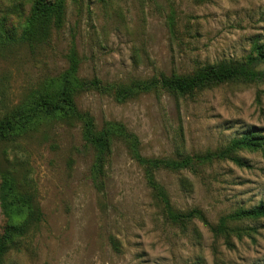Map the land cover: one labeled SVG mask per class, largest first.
<instances>
[{
    "label": "rangeland",
    "instance_id": "rangeland-1",
    "mask_svg": "<svg viewBox=\"0 0 264 264\" xmlns=\"http://www.w3.org/2000/svg\"><path fill=\"white\" fill-rule=\"evenodd\" d=\"M33 2L0 0V23L16 36L8 41L0 31V118L68 70L74 50L81 79L129 84L248 63L255 43L264 44V0H67L63 26L31 46L18 36ZM253 68L264 70V62ZM76 101L99 129L122 122L138 147L116 138L97 176L80 123L47 121L0 141V187L6 169L28 175L44 214L5 264H264V216L230 217L264 201V80L212 82L186 94L157 89L125 101L89 90ZM249 130L263 136L261 145L235 153L250 166L225 157L152 169L170 207L198 210L209 224L172 220L138 156H202ZM7 221L0 190V235Z\"/></svg>",
    "mask_w": 264,
    "mask_h": 264
},
{
    "label": "trees",
    "instance_id": "trees-1",
    "mask_svg": "<svg viewBox=\"0 0 264 264\" xmlns=\"http://www.w3.org/2000/svg\"><path fill=\"white\" fill-rule=\"evenodd\" d=\"M67 0H34L31 12L26 18L18 41L29 45L47 42L53 28H61L66 20ZM174 30V29H173ZM2 36L6 34L8 41L16 36L8 33L5 23H0ZM5 43V42H4ZM257 55L251 56L247 63L210 64L194 74H166L161 72L148 79H136L129 84H105L99 78L81 79L78 76L79 57L74 50L71 65L62 75L48 80L40 90L34 93L26 102L16 106L7 115L0 118V141H12L22 134L36 130L44 122L57 121L66 124L80 123L84 139L94 148L93 173L103 176L105 163L116 138L130 141L133 150L138 147V137L130 133L119 121H106L102 128H97L94 117L82 111L76 98L82 91L97 90L108 93L114 91L118 101H125L135 95L157 89H167L178 94L192 92L212 82H225L232 79L264 80V70H255L253 66L264 62V44L255 43ZM263 136L253 130L246 131L242 137L234 139L230 145L221 151L210 152L202 156L187 155L181 159L143 158L138 156L147 169V178L156 195L165 203L169 216L174 221L192 219L195 216L208 221L198 210L188 213L176 212L170 207L167 192L156 181L153 168L178 170L190 168L195 160H211L212 158H230L240 166L250 164L236 155L240 148L257 149L261 145L258 140ZM1 203L8 217L7 227L0 235V264H5L8 252L20 248L22 239L36 229L44 220L42 208L37 201V190L34 180L28 175L18 176L13 170L1 172ZM102 185V181L100 182ZM264 201L252 208H240L230 217L236 219L263 217ZM209 224V223H208ZM214 231L215 226H211Z\"/></svg>",
    "mask_w": 264,
    "mask_h": 264
}]
</instances>
